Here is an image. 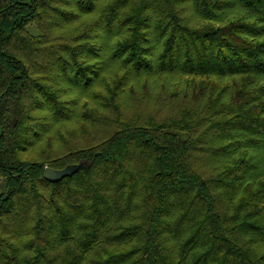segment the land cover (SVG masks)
I'll return each instance as SVG.
<instances>
[{
	"label": "trees",
	"instance_id": "1",
	"mask_svg": "<svg viewBox=\"0 0 264 264\" xmlns=\"http://www.w3.org/2000/svg\"><path fill=\"white\" fill-rule=\"evenodd\" d=\"M0 187V264H264V0H0Z\"/></svg>",
	"mask_w": 264,
	"mask_h": 264
},
{
	"label": "water",
	"instance_id": "2",
	"mask_svg": "<svg viewBox=\"0 0 264 264\" xmlns=\"http://www.w3.org/2000/svg\"><path fill=\"white\" fill-rule=\"evenodd\" d=\"M82 167V163L70 165L63 169H54L46 167L44 171V178L49 182H58L65 177H71L76 174Z\"/></svg>",
	"mask_w": 264,
	"mask_h": 264
},
{
	"label": "rangeland",
	"instance_id": "3",
	"mask_svg": "<svg viewBox=\"0 0 264 264\" xmlns=\"http://www.w3.org/2000/svg\"><path fill=\"white\" fill-rule=\"evenodd\" d=\"M153 101H150V105L152 106L153 105ZM141 110H143V107L144 106H139ZM70 141L72 143H76V144H81V141H84V138H77V139H70ZM60 152V151H59ZM0 191H1V187H0Z\"/></svg>",
	"mask_w": 264,
	"mask_h": 264
}]
</instances>
